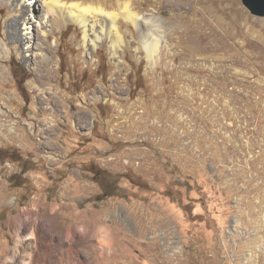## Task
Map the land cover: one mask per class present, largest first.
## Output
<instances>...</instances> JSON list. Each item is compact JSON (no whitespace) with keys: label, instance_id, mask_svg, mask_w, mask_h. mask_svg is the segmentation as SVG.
Listing matches in <instances>:
<instances>
[{"label":"rangeland","instance_id":"obj_1","mask_svg":"<svg viewBox=\"0 0 264 264\" xmlns=\"http://www.w3.org/2000/svg\"><path fill=\"white\" fill-rule=\"evenodd\" d=\"M29 1L0 0L6 262L264 264V16L242 0H64L120 13L114 51L101 20L96 43L42 7L15 29Z\"/></svg>","mask_w":264,"mask_h":264},{"label":"bare ground","instance_id":"obj_2","mask_svg":"<svg viewBox=\"0 0 264 264\" xmlns=\"http://www.w3.org/2000/svg\"><path fill=\"white\" fill-rule=\"evenodd\" d=\"M15 1H19V0H15ZM41 7L43 9H46L47 14H50L49 21H51L52 23L60 19L62 13H67L65 14L66 16L76 17L77 21H79V23H81L82 25L85 39L92 40L94 43H96L97 39L98 40L100 39L97 26H101L99 22V20H101V23L105 24L106 30L108 31V33H106L107 37L109 36L111 38V49L117 51V49L123 43V35L120 31V26H119L120 13L116 12L115 10L109 11L104 7H95L91 4L84 5L78 2L69 3L64 0H42V4H40V0H31L29 2H26V6H22L19 9V14H17L15 17V23H14L15 29L17 28L20 29V23L25 19V12L29 10V8L32 9V11L34 12L35 11L38 12L41 9ZM122 9L125 19L130 20L131 22H133L134 25L135 24L138 25L140 29L146 30V28L149 27L151 29H158L159 27L158 24H152L154 23L153 22L154 16L150 18L145 14H138L136 12H133L127 5ZM156 21L159 22L160 19L156 18ZM104 30L105 29H102V31ZM17 31H18L16 35L17 41L22 42L24 38L21 36L20 30ZM154 33L157 34V37L153 33H150L148 34V39L146 38V40H144V46L146 48L148 57L153 61L155 59L156 53H158L160 49L161 34H162V33L159 34L157 31ZM45 37H49V33L46 34ZM10 52H11V48L8 47L7 43L3 38H0V55L2 57H6ZM0 111H2L1 107H0ZM0 202L2 203L3 201L0 200ZM0 257L5 258V262L3 264L14 263L12 261L6 262L7 260L12 259L14 257H12V255L8 256L7 248L4 244L0 246Z\"/></svg>","mask_w":264,"mask_h":264},{"label":"water","instance_id":"obj_3","mask_svg":"<svg viewBox=\"0 0 264 264\" xmlns=\"http://www.w3.org/2000/svg\"><path fill=\"white\" fill-rule=\"evenodd\" d=\"M250 12L257 16H264V0H242Z\"/></svg>","mask_w":264,"mask_h":264}]
</instances>
